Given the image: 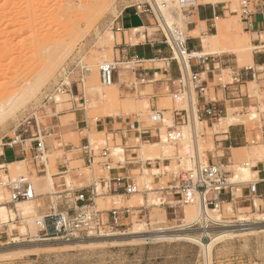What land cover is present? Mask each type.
I'll use <instances>...</instances> for the list:
<instances>
[{"label": "rangeland", "instance_id": "obj_1", "mask_svg": "<svg viewBox=\"0 0 264 264\" xmlns=\"http://www.w3.org/2000/svg\"><path fill=\"white\" fill-rule=\"evenodd\" d=\"M145 2L148 0H0V111L3 112L13 99L14 101L19 99V103H22L20 105L18 103L17 108L13 107L16 110L11 109L13 111L8 113V117L6 116L4 121L0 122V153L4 144L20 140L19 135L23 132L24 122L27 124L30 122L33 127L36 126L35 122H38L41 128H44L51 114V110L46 112V107L54 101L58 104L59 110L64 107L71 96L64 92L65 84L70 83V76L74 74L76 76L80 74L81 88H84L88 99L92 120L107 112H120L124 106L125 111L142 113L148 124L155 123L152 116L156 115V112L151 111L147 101L146 103L139 101L137 94H127L128 97L123 100L120 97L122 95L119 86H104L99 75L102 63L115 61L114 47L116 42L121 40V33L116 30L117 18L121 11L126 7ZM242 2L243 0H225L219 3L224 7L226 17L217 21L218 26L221 25L223 30L214 45L223 39L224 31L228 30L229 34L225 36V40L233 42L231 48L236 49L238 40L245 38L247 45L253 47L249 50L251 52L255 50V46L251 43V36L242 32ZM154 10L158 13L155 8ZM174 23L184 32V36L188 35L186 25L184 26L185 22L183 24L176 20ZM148 26L157 27L158 24L151 17ZM161 26L166 31L162 22ZM146 29H141L142 38ZM135 30L140 29H134L132 34L138 32ZM149 30L151 31V28ZM253 37L257 39L258 34H254ZM262 39H264V33ZM133 41H137L136 37ZM126 71L122 73L127 75ZM133 81H135L134 78ZM22 87L29 89V94ZM22 89L27 96H19ZM31 92H34L33 95H30ZM107 92L114 93L115 98L104 99L102 93ZM128 99L136 101L137 106H128ZM182 100L177 106L188 108V101ZM172 104V100L169 99V103L163 106L171 108ZM66 106L69 107L70 104ZM254 112L257 111H250L246 117H242L246 119L250 127L254 126V119L258 120L260 117L258 114L257 118L250 119ZM165 116L161 145L157 147L156 152H149L144 147L140 152L144 159L158 156V151H162L163 156H170L173 160L171 166L162 167L159 171L155 170V172H166L167 177L159 184H155L153 176H150L147 171L144 173L136 171L134 175L138 189L141 190L139 194L134 193L129 200L119 196L97 198V207L100 209L124 205H146L150 208L148 215L143 214L139 218L136 217L137 212H135L133 223L125 231L115 230V233H110L113 235L112 238L93 239V243L90 237L102 236L81 237L69 241L29 240L26 234L29 232L37 234L38 227L35 219L41 216L38 210L43 205L41 197L51 194L54 202L55 196L59 194L47 191L45 193L42 189L37 191L38 181L46 178L39 177L32 160L6 165L11 177L28 178L33 182L36 187V198L30 200L32 201L30 203L18 202L15 207L14 204L8 203L9 191L0 185V206H7L6 213L0 210V221L8 222L10 218H16V214L24 218L19 224H10V230L15 229L14 235L8 243H0V264H264V205H259L263 204L262 200L256 199L255 207L240 208L232 204L231 209L227 203H217L222 221L208 220L206 223L198 221L196 225H193L196 222L182 225L185 224L186 216L193 211L194 202L192 201L194 200L189 195L190 201L178 209V215L176 213L166 216L164 205H160L158 200L160 195L158 188L164 187L172 174H178L192 167L190 156L193 154L194 142L189 126L180 128L175 134L167 132L166 127L173 125V120L171 112ZM71 122L72 116H66L63 119L64 124ZM87 133V130H84L83 135ZM77 135L78 133L75 137L71 135L66 137V141L76 142ZM109 138L108 141L103 133L91 134L93 146H103L107 141L115 158L123 160V152L119 149L122 146L120 144L114 146L112 137L109 136ZM173 141H177L178 145H174ZM202 141L200 138V151L203 153L205 147ZM255 150L260 156H264L261 149L255 147ZM62 154V151L44 154L38 163L40 164L41 160L45 163L48 158V173L53 174L57 171L55 168L57 158ZM250 162H252L251 158L245 156L235 160L232 165L222 168L229 171L231 181H240L243 179V168L248 167L251 170ZM78 166H80L79 161L71 164V168ZM102 175L101 166L95 164L93 168L85 166L75 172H68L63 182H66L69 187L81 186L79 178H86L93 182L94 178L97 179ZM250 176L246 179L249 180ZM54 187L56 192L62 189V186L57 187V184ZM41 192L43 195H40ZM216 206L210 205V207ZM241 216L243 220H239ZM136 227L148 230L146 233H151L150 236L158 233H188L201 238L203 243L210 242L212 236L226 231L230 233L217 239L207 255L202 244L193 240L156 236L137 239L130 234Z\"/></svg>", "mask_w": 264, "mask_h": 264}, {"label": "crops", "instance_id": "obj_2", "mask_svg": "<svg viewBox=\"0 0 264 264\" xmlns=\"http://www.w3.org/2000/svg\"><path fill=\"white\" fill-rule=\"evenodd\" d=\"M224 17H226V13L221 4L193 0L189 5L183 7V20L188 33L186 46L192 55H196V57L188 60L189 69L187 73L190 75L198 73L202 85L206 86L204 91H192L191 88H188L191 99L189 101L190 94L187 92L188 99L186 101H188L189 107L186 108L177 106L179 103L177 97L182 95V93H178V85L182 77L181 66L165 42L163 32L157 27H149L151 16L137 13L136 5L126 7L121 11L117 18V25L122 27L120 31L121 40L116 42L114 47L115 61L121 64L115 72V84L112 86H119L122 95L120 97L123 100L128 97L127 94H137L138 100L145 103L147 101L151 111L156 112L159 116L153 115L152 120L155 123L148 124L142 113L125 111L124 106H122L120 112H107L92 120L89 114L88 99L85 96L84 88H81L80 74L70 76V83L65 84L64 92L71 96L64 107L59 110L56 101L49 105L50 108L46 107V112L51 110V114H49L48 123L44 127L46 132L44 136L45 154H54L60 151L63 153L57 158L55 164L57 171L52 174L54 186L56 184L57 187L62 186L58 192L66 190L67 183L63 181L68 172H75L80 167L87 166L83 146L92 142L91 134L93 132L105 134L108 141L109 136H111L114 146L120 144L124 148V162L117 164V159L113 158L115 169L111 171L102 169L103 175L97 179L94 178L93 182L86 178H79L81 186H74L75 189L81 190L93 183L101 182L102 178H112L117 174L132 178L136 182L134 175L136 171L141 173L147 171L150 176H153L154 183L159 184L168 174L164 171L155 172V170L159 171L162 167L171 166L173 160L170 156H163L162 151H158V156L154 158L144 159L140 152L143 146L156 142L161 144V133L167 113L171 112L173 125H168L166 130L175 134L184 127L180 121V114L183 109L193 113L198 109L202 110L205 107L213 106L214 108H222L225 113L220 120H213L202 114L198 126L199 138L203 140L202 145L205 147L204 156L210 163L224 168L245 156L251 158L252 162L250 163L252 165L249 180L234 181L231 188L211 197L216 203L230 202L240 208L255 207L256 199L263 201V204L259 205H264V156H260L255 150V147L264 145V39H262L264 14L256 11L249 18L242 17L241 19L243 33L251 36V43L255 46L251 61L246 59L247 56H240L234 48H231L233 42L225 40V36L229 34L228 30L224 31V37L217 45L213 43L209 48L206 47L204 39L211 34L218 33L217 21ZM142 28H147L143 38L140 33ZM134 29L140 30H135L138 32L132 34ZM254 34H258L257 39H254ZM134 37L137 39L135 42L133 41ZM124 64L127 66L123 67ZM124 70H127V75L122 73ZM141 78H144V81H141ZM107 93H102L103 98L112 100L113 98L107 99L105 97ZM169 99L173 103L171 108L163 106L169 103ZM127 102L130 107H136L138 104L131 99H128ZM67 104L70 106H66ZM255 110L257 111L255 113H258L260 117L258 120L254 119L253 127L244 121L227 122L226 120L230 115L246 117L250 111ZM66 116H72L71 123H63ZM84 130L88 132L86 135H83ZM76 133H78L76 142L66 141V137L70 135L75 137ZM197 148L200 150V143L197 144ZM35 154L36 144L30 139L21 138L17 142L4 144L0 153V164L28 159L33 162ZM76 161L80 162V166L71 168V164ZM45 164L46 167H43L42 164L38 167L33 164L41 178L47 177L48 158ZM45 182V179L38 181L37 191L42 189ZM175 183L176 174H172L166 185L158 188L162 189L158 190V193L165 198L166 194L172 193L169 188ZM251 183L257 184L256 192L250 190ZM102 192L105 194L102 196H119L125 197L127 200L133 196V194L126 195L123 189L119 194L106 193L104 188H102ZM40 195L43 193L41 192ZM44 196L46 197H41L43 205L38 209L41 215L49 212L53 201L51 194ZM65 196L66 194L63 193L55 197L60 199V197ZM95 200L97 203V198ZM179 202V195L166 197V203L163 205L167 217L169 214L177 213L178 215V209L182 208ZM74 204V200L71 202L65 200L61 203V207L72 208ZM122 208L119 218L120 226L118 227V230L121 231H125L133 223L135 212H137V218L143 214L148 215L150 212V208L146 205H124ZM125 208H129V213L125 211ZM16 215V221L10 218L8 222H0V243H8L14 235L15 229L10 230V224H19L23 221L19 214Z\"/></svg>", "mask_w": 264, "mask_h": 264}, {"label": "built area", "instance_id": "obj_3", "mask_svg": "<svg viewBox=\"0 0 264 264\" xmlns=\"http://www.w3.org/2000/svg\"><path fill=\"white\" fill-rule=\"evenodd\" d=\"M181 3H187L189 0H180ZM137 13H144L151 16L158 24L159 28L165 37V42L169 45L173 52V56L180 63L182 77L178 85V93L189 92L188 88L192 91L199 90L204 91L206 86H203L198 73L188 74L187 70L189 65L187 64L186 57L190 60L196 55L188 50L186 46V36L184 32L180 30L178 26L174 27V31L166 32L161 26V20L157 15L154 7L148 3H142L137 5ZM256 11L264 14V1L259 2L258 0H243L241 6V15L244 18H249ZM161 27V28H160ZM117 31H121L122 27L117 26ZM176 50L182 56V61L176 56ZM121 63L117 62H104L100 65L99 75L100 81L105 86H110L115 82V72L119 68ZM255 75L253 74V77ZM144 81V78H141ZM191 99V94L189 101ZM194 113V114H193ZM183 109L180 114V121L184 126H190L195 140L193 154L190 156L192 167L186 171H181L176 174V183L169 188L172 193L166 194L165 198L160 194L159 202L160 205L166 203V197H172L179 195L180 206L184 207L186 202L190 201V193H195L203 198V201H207V204L215 205L216 202L211 197L215 194H220L231 188L234 181L230 180V173L214 163H210L204 154L197 148L199 144V126L198 123L202 119V114L209 116L213 120H220L224 115L225 111L222 108H214L213 106L205 107L202 110H196L194 112ZM158 115V114H156ZM159 116V115H158ZM35 127L31 126L30 122L22 124V133L19 135L21 138L30 139L36 144V154L34 157L33 164L38 167L41 164L46 167V164L39 159L45 154V142L44 136L46 134L45 129L41 128L38 122H35ZM24 135V136H23ZM181 140V139H180ZM19 141V140H18ZM17 142V141H12ZM174 145L178 144L177 141L172 142ZM83 149L86 153L87 167L93 168L95 164L101 166L103 170L111 171L115 169L113 158V152L107 145V142L103 146H93L92 142H88ZM124 160L118 159L117 164H122ZM248 182V181H245ZM0 185L5 187L10 194V204H16L21 201H27L36 198V187L33 182L28 178H17L11 177L8 167L1 166L0 164ZM64 192H56L55 194L65 193V197L55 199L52 201V206L48 213L39 216L35 219V224L38 227L37 234H26L29 240L35 239L43 241L46 239H61V240H72L81 237L88 236H101L106 233H115L120 226L119 218L120 212L123 209L120 207H112L110 209H100L97 207L96 198L105 195L102 192V188L106 190V193L113 192L119 194L123 189L126 195H132L138 190V184L132 179L126 176L117 174L112 178H102L101 182L93 183L86 188L81 190L75 189L74 186H66ZM162 190V189H158ZM250 190L256 192L257 184L251 183ZM188 198V199H187ZM75 201L72 208H62L61 203L63 201ZM125 211L129 213V208H125ZM23 220L24 218L20 216ZM17 218L12 220L16 221ZM1 222V221H0ZM26 222V221H24ZM3 223V222H2ZM196 222L193 225L198 224ZM27 224V223H26Z\"/></svg>", "mask_w": 264, "mask_h": 264}, {"label": "bare ground", "instance_id": "obj_4", "mask_svg": "<svg viewBox=\"0 0 264 264\" xmlns=\"http://www.w3.org/2000/svg\"><path fill=\"white\" fill-rule=\"evenodd\" d=\"M191 1H193V0H189L186 4L184 3H181V1L180 0H148V2H150V4L157 10V14H158V16H159V19L161 20V22H162V24H163V27L166 29V31H174V27L177 25L176 23H174L176 20L177 21H179V22H181V23H183L184 24V22H183V20H182V16H183V7L184 6H187V5H189L190 3H191ZM199 1H201V2H210V3H214V4H219V3H222V2H224L225 0H199ZM171 2V4H169ZM198 2V1H197ZM172 20H175L174 22L172 21ZM184 26H185V24H184ZM241 29V28H240ZM181 30V29H180ZM222 30H223V27L221 26V25H219L218 26V33L216 34H211V35H209V36H207V39H205V45H206V47L207 48H209L214 42H216L217 41V39L219 38V35H220V33L222 32ZM243 32V31H242ZM252 47V46H251ZM249 45H247V43H246V40H245V38H240V40H238V47L236 48V49H234L237 53H239L240 51H243V52H240L239 54H240V56L241 55H245V56H247L248 58H246L248 61H251L252 59H251V56H252V52L249 50L250 48H251ZM253 48V47H252ZM251 48V49H252ZM245 51V52H244ZM176 56L179 58V60L180 61H182V56L180 55V53L176 50ZM174 57V56H173ZM242 57H244V56H242ZM245 58H243V59H245ZM186 60H187V64H188V57H186ZM242 60V59H241ZM108 62V61H107ZM114 63H117V61H113ZM103 64V63H102ZM27 75V74H26ZM23 76H25V75H23ZM27 77H28V75H27ZM29 78V77H28ZM22 80V79H21ZM25 81H26V79H25ZM28 84V83H27ZM115 84V82L113 83V84H111L110 86H112V85H114ZM105 86V85H104ZM27 87H29V85L27 86ZM31 87V86H30ZM23 88V87H22ZM24 90H26L27 92V94H29V92H30V90L28 89H26V88H23ZM22 89V92H21V94L19 95V96H27L26 94H25V91ZM35 92V91H34ZM33 92V93H34ZM18 93H20V91L18 92ZM32 93V92H31ZM33 93L32 94H30V95H33ZM188 93L187 92H185V93H182V95H179L177 98H178V100L179 101H181V99H183L182 101H185V100H187L188 99ZM13 96V95H12ZM16 97H18L17 95H15ZM114 93H112V92H108L107 94H106V98L107 99H112V98H114ZM20 98V97H19ZM17 98H15V100H16ZM19 99H17V101H14V99H13V101L8 105V104H6V105H8V107H6V108H4L3 109V112L2 111H0L1 113H0V122L3 120L4 121V118L7 116L8 117V115L10 114V111H13V110H11V109H14L13 107H15L16 106V108H17V104L19 103V101H18ZM8 102V101H7ZM4 103H6V102H4ZM3 103V104H4ZM20 104H22L21 102L19 103V105ZM5 105V104H4ZM4 107V106H3ZM20 107V106H19ZM16 108L14 109V110H16ZM1 110V109H0ZM6 111V112H5ZM9 113V114H8ZM258 117V113H252L251 114V117H250V119H254V118H257ZM224 120V119H223ZM227 120V122H242V121H244V122H246V119H243L240 115H230V117L228 118V119H226ZM248 124V123H247ZM166 139V138H165ZM193 140H194V138H193ZM199 140H200V138H199ZM16 141V140H15ZM187 141V140H186ZM193 144H195V140H194V143ZM161 144L160 143H158V142H156V143H151V144H147V145H144L143 147L145 148V149H147L149 152H156V150L158 149L157 147L158 146H160ZM257 149H261L263 152H264V145H262V146H258V147H256ZM120 149V152H124V148L122 147V148H119ZM25 161V160H24ZM24 161H20V162H14V163H7V164H1V166H6V165H8V166H10V165H13V164H16V163H22V162H24ZM246 166H248V165H246ZM21 173V172H20ZM250 174H251V170H250V168H248V167H244L243 168V171H242V177H243V179H241V180H247L246 178L247 177H249L250 176ZM24 175V174H23ZM236 177V176H235ZM238 178V177H237ZM46 182H45V184H43V186H42V191L43 192H45L46 193V191L47 192H52V194H55V192L56 191H54V179H53V176H52V174L51 173H48V175H47V177H46ZM138 191L136 192L137 194H139L138 192H141V190H139V189H137ZM190 196L192 197V199L194 200V201H192V202H194L193 203V211L192 212H190L187 216H186V218H185V224H182V225H188V224H190V223H195V222H198V221H203L204 223H206L208 220H213V221H222L221 220V214H220V211H219V205L218 204H216L217 206L216 207H210L208 204H207V201H203V198H201L199 195H197V194H195V193H190ZM35 199V198H34ZM31 200H33V199H31ZM30 202H32V201H30V200H27V201H21L20 203H30ZM190 204V203H189ZM192 204V203H191ZM227 205H228V207L231 209L232 208V204L230 203V202H228L227 203ZM255 205H257L256 203H255ZM0 210L2 211V212H4V213H6L7 212V206H5V205H1L0 206ZM241 219H239V220H243V217L241 216L240 217ZM231 221H233V220H231ZM230 221V222H231ZM235 221V220H234ZM181 225V226H182ZM129 232V231H128ZM146 232H148V230L146 231V230H143L142 228H140V227H136V228H134V230H132L131 231V233L130 234H132V236L133 237H135V238H137V239H146L147 237H149L150 236V234H147ZM163 232V231H162ZM122 233V232H121ZM126 233V232H125ZM228 233H230V231H226V232H224V233H221V234H218V235H215V236H212L211 238H210V242H207V243H203L202 242V240H201V238H198V237H196V236H193V235H191V234H188V233H176V234H168V233H164V234H162V233H158V234H155V235H151V236H156V237H167V238H183V239H188V240H193V241H196V242H198V243H200V244H202V246L205 248V250H206V254L207 255H209V252H210V248H211V246L213 245V243L217 240V239H219V238H221V237H223V236H225V235H227ZM124 234V233H123ZM108 235H110V236H108ZM102 237H95V238H93V237H90V240H91V242L92 241H94L93 239H108V238H112L113 237V235H111L110 233H108V234H104V235H101ZM150 236V237H151ZM157 239V238H156ZM89 240V241H90ZM98 241V240H97ZM90 242V243H91ZM89 243V244H90ZM93 243V242H92ZM97 243V242H96ZM36 245V244H35Z\"/></svg>", "mask_w": 264, "mask_h": 264}]
</instances>
